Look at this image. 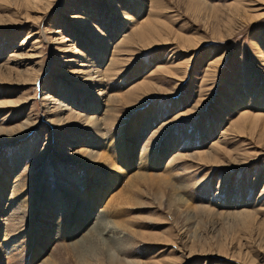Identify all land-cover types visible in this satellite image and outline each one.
I'll use <instances>...</instances> for the list:
<instances>
[{
    "label": "rangeland",
    "instance_id": "obj_1",
    "mask_svg": "<svg viewBox=\"0 0 264 264\" xmlns=\"http://www.w3.org/2000/svg\"><path fill=\"white\" fill-rule=\"evenodd\" d=\"M0 192L12 264H264V0H0Z\"/></svg>",
    "mask_w": 264,
    "mask_h": 264
},
{
    "label": "bare ground",
    "instance_id": "obj_2",
    "mask_svg": "<svg viewBox=\"0 0 264 264\" xmlns=\"http://www.w3.org/2000/svg\"><path fill=\"white\" fill-rule=\"evenodd\" d=\"M147 154L148 153H144V155L145 156H147ZM101 156V155H100ZM105 155H104V159H105ZM103 158V157H102ZM155 159V158H154ZM147 177V176H146ZM86 184H88L89 185V180H86ZM2 192V191H1ZM0 192V200L2 199V196H3V194ZM125 192V191H124ZM18 193V192H17ZM16 196V195H15ZM57 199V198H56ZM55 199V200H56ZM10 200H12V199H10ZM25 201H23V202H25V203H27V199H24ZM71 200H72V198H69V201L67 202H65V204L67 205V209L68 208H70V210H72L73 209V206H71ZM30 202V203H29ZM24 203V204H25ZM28 203L31 205V201H28ZM61 203V201L59 202V204ZM23 204V203H22ZM29 204H25L26 206H23L22 205V207H26V209L25 210H23L22 212L20 211V209L18 208V210L22 213L21 215H23V213H24V215L22 216V218L23 217H25V216H27V218L29 219V220H33L34 219V213H36V210L38 209V208H36V210H30V208H29ZM58 204V205H59ZM53 205H54V203H53ZM17 206V205H16ZM19 206V205H18ZM39 207L40 206H42V201H40V204L38 205ZM55 206V205H54ZM71 207H72V209H71ZM84 208L86 207L85 205L83 206ZM91 207V206H90ZM7 209H8V211H10V209H11V207H6ZM84 208H82L83 209V211H84V214H86L87 212L85 211V209ZM95 208V207H94ZM93 208V205H92V209H94ZM7 209H5V211H4V213H7ZM22 209H24V208H22ZM81 209V210H82ZM42 210H45V209H42ZM78 211H79V209H77ZM39 211V210H38ZM40 212H42L41 210H40ZM72 212V211H71ZM45 214L46 213H42L41 214V216H40V219H38V220H41L40 221V223H42V224H45L46 225V227H47V229L49 230V231H52V230H54V228L55 229H59L60 228V226L59 227H57V222L58 221H51V219L50 218H47V219H45L44 217H45ZM110 214V213H109ZM79 215H83L82 213H80L79 212ZM19 217V212H11V214H8L7 215V218L4 220V218H2V216H0V227L1 226H3L4 225V227H6V230L8 231L9 230V228H11L10 230H12V231H8L7 232V235H9V236H14V235H12L13 234V232L15 231L14 229H12V226H13V223H12V220L14 219V218H16V217ZM22 218H17L19 221L18 222H20V219H22ZM26 218V219H27ZM42 218V219H41ZM107 218V217H106ZM74 220L76 221V224L79 226V225H81L80 226V228L82 227V225H84V219H82L81 221L82 222H77V220H76V217H75V215H74ZM15 221H17L16 219H15ZM23 221V220H22ZM4 222V223H3ZM17 222V223H18ZM25 222V221H24ZM14 224H16V222H14ZM20 224L21 223H19L18 225L20 226ZM23 224V228H21V227H19L18 229H16L17 231H19L20 233L22 232V235L24 236V237H27L28 236V234H31V232L29 233V232H26L25 231V229H28V227H26V225L24 224V223H22ZM123 225V224H122ZM62 226V225H61ZM14 227H15V225H14ZM46 231V233H48L49 231ZM16 231V232H17ZM15 232V233H16ZM38 233H39V235L37 234V236H36V234L35 233H33L32 232V234L31 235H29V237H31L32 235H34V237H35V240L37 241L38 240V244H39V242L41 243V241H40V229L38 230ZM57 235H59L58 233H56ZM16 236V235H15ZM32 238H33V236L31 237V238H29V240L31 239L32 240ZM14 241V240H13ZM13 241H11V242H8V244H0V254L1 255H4V254H8V256L6 257V259L7 258H9V259H7V261H8V263L9 264H12L11 263V259L13 258V259H15V257L13 256V254L14 253H20V251L19 250H17V249H21V246L19 247L17 244H18V241H17V243L16 244H14V246H11L12 245V242ZM20 242V241H19ZM23 242V241H22ZM75 242V241H74ZM15 245H17V246H15ZM56 247V246H55ZM69 247V246H68ZM59 247H57V249H58ZM62 248V247H61ZM21 250H23V249H21ZM66 252H69V248H67L66 247ZM23 252V251H22ZM59 252H60V250H59ZM57 254V253H56ZM66 254V253H65ZM64 254V256L65 257H63V260H64V262L66 261V259L68 258L67 257V255H65ZM16 256V255H15ZM20 257V256H19ZM62 257V256H61ZM18 259V258H17ZM21 259H24L23 258V255H22V258ZM57 259H58V257H57ZM53 260V259H52ZM17 261V260H16ZM52 262V261H51ZM64 262H62V263H64ZM18 263V262H17Z\"/></svg>",
    "mask_w": 264,
    "mask_h": 264
}]
</instances>
